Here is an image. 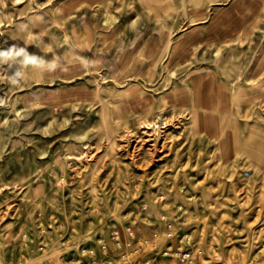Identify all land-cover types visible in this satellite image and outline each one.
<instances>
[{
  "label": "rangeland",
  "instance_id": "obj_1",
  "mask_svg": "<svg viewBox=\"0 0 264 264\" xmlns=\"http://www.w3.org/2000/svg\"><path fill=\"white\" fill-rule=\"evenodd\" d=\"M3 1L0 264H83L92 249L116 264H264V173L237 155L215 178L217 140L163 98L185 87L191 106L197 79L244 105L242 130L264 129V0ZM147 121L157 142L139 139Z\"/></svg>",
  "mask_w": 264,
  "mask_h": 264
},
{
  "label": "bare ground",
  "instance_id": "obj_2",
  "mask_svg": "<svg viewBox=\"0 0 264 264\" xmlns=\"http://www.w3.org/2000/svg\"><path fill=\"white\" fill-rule=\"evenodd\" d=\"M146 1L148 2L149 0H146ZM1 5H5V1L0 0V7ZM145 47L146 46L143 45L137 50V54L133 58L134 62H138L139 60L143 58ZM110 66H113V63H111ZM196 81L199 82V84L196 82L197 84L194 85L193 90L189 91V92L191 91L193 92V96H192L191 104H190L191 106H187L188 105V99H187L188 93H186V91L188 89L185 87L180 88L178 90L176 89L174 92L166 93L163 98L174 99L177 104L181 105L182 108H184L183 111H188L187 115L189 116L190 123L192 125L191 127L194 133L204 132L205 135L210 136L211 138H214L217 140L218 149L221 151V156H222V159H224V162L223 163L220 162L216 164L214 163V165L213 163L210 164L206 169L207 174L209 175L210 172H212V169H209V168H212V165H213V169L216 175L215 178H217L218 174L220 173V170L223 169L222 166L224 165V163L227 161L226 163L233 164L234 159L237 155L246 156L247 160L250 162V165L254 166L256 170L262 171L264 173V129L262 128V129L257 130L255 126L245 124V130H242L240 128L239 123L235 121L236 119L235 116L238 113L243 112L242 109L244 105L242 104L240 105L239 104L240 101H237L236 108L234 107L236 109V112H235L234 108L228 106L227 104L228 100L224 99L221 90L217 88H212V89L209 88V89L201 90L202 88L201 82L198 81L197 79ZM211 91L214 92L213 95H211ZM175 93H178L176 95V98L174 97ZM134 100L139 101V97L136 96ZM140 102L142 104H139ZM143 102L139 101L138 105L143 106L144 105ZM110 113L112 114L110 115ZM110 113H109V116H111L110 117L111 120L104 123V125L107 128L108 126L111 127V130L106 132L107 134L106 136H108V139L110 141V146L113 147L115 142L117 141V138H118L117 132L122 123L118 125V123L116 122L117 113L115 110ZM244 115L247 116L248 114H244ZM167 124L168 122H166V126ZM142 127L145 129L144 130L145 135H142L139 138L140 141L141 140H144V141L154 140L155 142H157V137H154L153 133H150L149 129L154 128V127H157L158 129L159 128L158 123H152V122L147 121L144 125H142ZM79 137L84 138L85 136L84 134H81L79 135ZM130 143L131 141L127 139L128 146L130 145ZM209 161L210 160H208V162ZM164 167L170 169V171L174 169V165H172V163L169 165H165ZM189 167L190 168L192 167L190 159H188L185 163H181L180 169L186 171ZM164 181L165 180L161 176V174H157L156 176H154V178H152L150 185L153 188L160 189L161 186L164 187ZM139 189H140V184H135L133 186V191L131 192L132 194H134L133 196L137 195L136 193L139 192ZM242 189L247 190L248 187L243 186ZM243 190L241 189L237 190V194L241 195V192ZM164 198L165 197L163 196V199ZM242 204H245V206H247L248 201L246 200ZM213 206L215 207L214 209H218L221 205L216 203V204H213ZM261 209L262 207L261 208L258 207L259 214L257 213L255 217V220L257 222L255 223L254 221L251 223V225L253 226L260 225L258 224V220L260 217H262V214L260 215V212H262L260 211ZM220 217H224V214L221 213ZM261 225L262 226H260L259 230H257V232L255 231L254 239H255L256 244H258L260 240L261 242L263 241L262 238L264 237V223ZM249 235H250L249 232H246L244 235H242L244 237L242 241L249 244L251 240ZM235 242L236 240L234 239L232 243H235ZM217 255L219 256L218 253L216 254V256Z\"/></svg>",
  "mask_w": 264,
  "mask_h": 264
},
{
  "label": "built area",
  "instance_id": "obj_3",
  "mask_svg": "<svg viewBox=\"0 0 264 264\" xmlns=\"http://www.w3.org/2000/svg\"><path fill=\"white\" fill-rule=\"evenodd\" d=\"M102 248H103V254L107 255V252H108L107 245L106 244L103 245ZM99 256L100 255L96 252V250L92 249L90 251V260L83 264H116L114 260L112 259V257H110L109 255L107 256L105 260H101ZM190 258H191V253L190 252L185 253L182 256V261H185L186 263H189V264H193V262L191 261L192 259Z\"/></svg>",
  "mask_w": 264,
  "mask_h": 264
}]
</instances>
